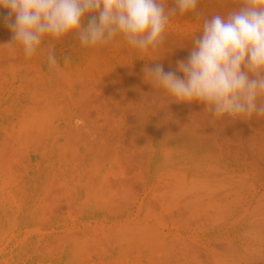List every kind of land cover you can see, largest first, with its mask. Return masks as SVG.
<instances>
[{
	"label": "rangeland",
	"instance_id": "1",
	"mask_svg": "<svg viewBox=\"0 0 264 264\" xmlns=\"http://www.w3.org/2000/svg\"><path fill=\"white\" fill-rule=\"evenodd\" d=\"M239 2L198 0L157 51L70 34L30 58L0 8V211L13 221L0 247L25 252L19 264H264V117L216 118L143 71L182 77L203 20Z\"/></svg>",
	"mask_w": 264,
	"mask_h": 264
},
{
	"label": "clouds",
	"instance_id": "2",
	"mask_svg": "<svg viewBox=\"0 0 264 264\" xmlns=\"http://www.w3.org/2000/svg\"><path fill=\"white\" fill-rule=\"evenodd\" d=\"M173 3L167 8L168 0H0V8L10 12L4 19L13 43L30 58L46 36L70 34L84 47L121 37L140 52L157 51L173 15H200L198 0ZM90 13L95 15L85 26ZM200 33L188 59L177 63L182 77L156 63L144 68L146 80L174 102L203 104L216 118L264 117V0H240L226 14L204 19ZM48 63L57 67L51 52Z\"/></svg>",
	"mask_w": 264,
	"mask_h": 264
},
{
	"label": "bare ground",
	"instance_id": "3",
	"mask_svg": "<svg viewBox=\"0 0 264 264\" xmlns=\"http://www.w3.org/2000/svg\"><path fill=\"white\" fill-rule=\"evenodd\" d=\"M31 122V121H30ZM34 122V121H33ZM42 122V121H41ZM25 123H27V122H25ZM43 123H44V121H43ZM23 125V124H22ZM31 125V124H30ZM42 125H44V124H42ZM24 126V125H23ZM40 127V126H39ZM43 127V126H42ZM41 127V128H42ZM44 128H45V126H44ZM44 128H42V130L44 129ZM64 154V153H63ZM2 172V171H1ZM5 184H7V183H5ZM6 186V185H5ZM23 188V187H22ZM6 190V189H5ZM21 191V190H20ZM16 192V191H15ZM9 194V193H8ZM16 195V194H15ZM13 196L14 195H12V198H13ZM3 199H4V202H6V198L3 196L2 197ZM9 200V199H8ZM23 201V200H22ZM18 202V201H17ZM20 202V201H19ZM3 203V202H2ZM16 203V202H15ZM4 204H6V203H4ZM19 204V203H18ZM16 205V204H15ZM20 205H22V204H20ZM7 207V206H6ZM17 207V206H16ZM15 207V208H16ZM10 208V207H9ZM11 212V211H10ZM18 212V211H17ZM16 212V213H17ZM11 214V213H10ZM14 215V214H13ZM12 215V216H13ZM22 215V214H21ZM22 218V217H21ZM15 222V221H14ZM12 228H13V221L11 220V217L10 216H8L7 215V213L5 212V211H3V210H1L0 211V240L2 241V243H5V245L7 244V242H8V240H6L7 239V236L8 235H11V233H12ZM16 229V228H15ZM15 229H13V230H15ZM134 230V229H133ZM16 231V230H15ZM133 232V231H132ZM41 235V234H40ZM9 238H10V236H9ZM8 238V239H9ZM126 239H128V238H126ZM23 241V240H22ZM73 243V242H72ZM45 244H47V243H45ZM68 244V243H67ZM67 244H65V245H67ZM75 244V243H74ZM77 244V243H76ZM3 245V244H2ZM8 245V244H7ZM31 245V244H30ZM75 246V245H74ZM43 247H45V246H43ZM72 247H73V244H72ZM76 247H77V245H76ZM74 248V247H73ZM72 248V250H74ZM11 249V248H10ZM42 249V248H41ZM48 249V248H47ZM71 250V251H72ZM78 250V249H77ZM77 250H75L74 252H77ZM81 250V249H80ZM79 250V252L78 253H80L81 251ZM49 251V250H48ZM38 252V251H37ZM47 252V251H46ZM50 252V251H49ZM53 252H55V251H53ZM73 252V253H74ZM19 254H20V249H16L15 251H12L11 252V255H10V253H9V250L7 249V248H5V247H0V264H19V261L22 259V257L23 256H25V252H24V254H23V256H19ZM78 255V254H77ZM74 256H76V254L74 255ZM79 256V255H78ZM74 259H78V258H76V257H74ZM23 260V259H22ZM21 260V261H22ZM79 260V259H78ZM77 261V260H76ZM119 264V263H118ZM121 264V263H120Z\"/></svg>",
	"mask_w": 264,
	"mask_h": 264
}]
</instances>
